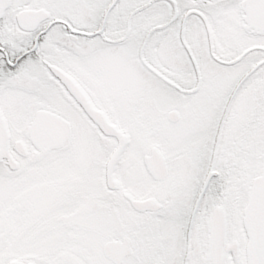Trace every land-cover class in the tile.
Masks as SVG:
<instances>
[{
	"label": "snow or ice",
	"instance_id": "6c2138e0",
	"mask_svg": "<svg viewBox=\"0 0 264 264\" xmlns=\"http://www.w3.org/2000/svg\"><path fill=\"white\" fill-rule=\"evenodd\" d=\"M0 264H264V0H0Z\"/></svg>",
	"mask_w": 264,
	"mask_h": 264
}]
</instances>
